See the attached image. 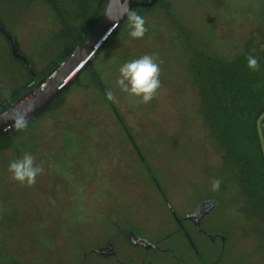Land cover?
<instances>
[{
    "label": "rangeland",
    "instance_id": "1",
    "mask_svg": "<svg viewBox=\"0 0 264 264\" xmlns=\"http://www.w3.org/2000/svg\"><path fill=\"white\" fill-rule=\"evenodd\" d=\"M56 2L54 11L43 0H0L1 24L40 76L61 52L63 25L75 36L84 32L76 1ZM90 2L96 8V0ZM161 2L138 13L148 28L143 39H132L124 25L99 53L92 72L64 92L62 106L30 123L0 152V264H102L85 254L118 233L138 229L154 237L171 230L144 163L179 214L190 212L199 199H218L212 223L225 227L246 264H264V230L257 219L245 218L234 174L202 120L190 71L194 53L181 38L183 29L192 50L226 60L240 55L248 42L262 49L264 0ZM9 53L0 35L4 101L30 83ZM144 54L157 57L162 83L147 105L137 104L116 84L119 67ZM108 90L118 103L107 100ZM25 152L37 164L44 162L45 172L32 187L13 181L7 170ZM216 178L220 189L213 192Z\"/></svg>",
    "mask_w": 264,
    "mask_h": 264
},
{
    "label": "trees",
    "instance_id": "2",
    "mask_svg": "<svg viewBox=\"0 0 264 264\" xmlns=\"http://www.w3.org/2000/svg\"><path fill=\"white\" fill-rule=\"evenodd\" d=\"M43 1L48 2L52 8L54 6L56 10H59L56 0ZM75 1V8L80 13L76 15L77 19L83 17L82 21L85 22L82 35L75 36L73 28L67 25V29L62 24L63 28L60 35L63 37L64 42L60 43L58 41L59 46H61L58 58L52 61L50 67L42 76L34 70L36 78L33 79L27 73L30 83L12 92L8 100L4 101L0 98V113L23 93L31 89L38 79L49 73L61 61H64L65 57L74 49V44L78 43L77 37L79 41H82L96 24L106 2V0H96V8H93L90 0ZM137 1L148 2L150 0ZM161 1L157 6L150 9L135 8L133 10L137 13L149 11L162 6ZM124 23L109 39L108 43L116 38L121 28L127 24V19ZM1 25L5 29L3 24ZM190 37L188 33H183L182 29L181 38L188 49L194 53L190 71L193 86L198 90L199 113L205 126L223 152L224 166L234 174L239 195L243 199L242 207L244 214L247 215L245 218L257 219L264 230V47L255 50L251 48L252 46L248 42L240 55L234 59L226 60L207 53H197L194 48L193 51ZM108 43L105 44L104 48ZM249 55L258 59L260 64L258 71L248 69L246 58ZM9 60L13 62L10 57ZM17 63L27 72L22 63ZM92 70H86L84 73H90ZM91 76L95 81L93 73H91ZM78 80L74 85L78 83ZM95 83L100 86L99 81H95ZM63 94L54 99L49 108L32 122L37 121L45 113L61 107ZM20 132L14 129L7 136L0 138V152L9 149L13 138ZM128 139H130V136Z\"/></svg>",
    "mask_w": 264,
    "mask_h": 264
},
{
    "label": "flooded vegetation",
    "instance_id": "3",
    "mask_svg": "<svg viewBox=\"0 0 264 264\" xmlns=\"http://www.w3.org/2000/svg\"><path fill=\"white\" fill-rule=\"evenodd\" d=\"M156 189L162 197L161 188ZM161 199L170 217L171 230L161 231L154 237L144 236L138 229L123 231L85 257L94 256L106 264H246L225 227L212 223L213 213L220 208L218 199H199L190 212L183 214L174 211L163 197ZM213 199L215 207L210 210L204 207L196 212L202 203Z\"/></svg>",
    "mask_w": 264,
    "mask_h": 264
},
{
    "label": "water",
    "instance_id": "4",
    "mask_svg": "<svg viewBox=\"0 0 264 264\" xmlns=\"http://www.w3.org/2000/svg\"><path fill=\"white\" fill-rule=\"evenodd\" d=\"M159 2L160 0H150L148 2L126 0L125 3V0H106L98 21L86 35L84 40L80 43H75L74 49L65 57L64 61H61L49 73L38 79L31 89L23 93L15 102L11 103L7 109L1 112L0 117H6L12 109L17 107L34 106V110L28 115V124H30L49 108L54 99L73 86L82 73L86 70H92L93 63L104 48L105 44L108 43L109 39L123 24H125L124 22L127 19L126 15H124L126 8L131 10L135 8L150 9L157 6ZM114 19H118V23L113 21ZM0 35H2L9 44L11 58L16 62L22 63L30 77L33 79L36 78L30 59H27L18 52L16 37L12 36L6 29H4L1 22ZM12 125V120L0 119V138L13 132L15 128ZM143 165L150 174L155 186L160 189V186L155 180L156 178L153 177L147 165L145 163ZM161 195L168 204L164 194L162 193ZM215 205V199L208 200L202 203L196 212L200 209L203 210L204 207H206L205 209L210 210L215 207ZM171 211L173 215H175L173 210ZM108 251L109 250H107V252ZM96 253L100 254L103 253V251H97Z\"/></svg>",
    "mask_w": 264,
    "mask_h": 264
},
{
    "label": "clouds",
    "instance_id": "5",
    "mask_svg": "<svg viewBox=\"0 0 264 264\" xmlns=\"http://www.w3.org/2000/svg\"><path fill=\"white\" fill-rule=\"evenodd\" d=\"M124 15L127 17L128 35L132 39H143L148 31L145 19L136 11L128 8H126ZM113 21L118 23V19ZM246 59L249 70L258 71L260 69V64L256 57L249 55ZM160 75L161 68L157 57L144 54L139 58L124 62L119 67V76L116 79V84L123 93L135 98L137 104L147 105L157 97L162 87ZM106 98L113 103H118L114 92L111 90L106 92ZM32 110H34V106L17 107L12 109L6 117H0V119L12 120V126L17 131L22 132L28 128V115ZM7 170L13 181L27 187L34 186L37 177L45 172L44 162L41 161L37 164L36 158L29 152L23 153L19 159L11 160ZM220 184V179H213L211 191L218 192Z\"/></svg>",
    "mask_w": 264,
    "mask_h": 264
}]
</instances>
